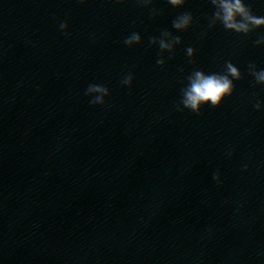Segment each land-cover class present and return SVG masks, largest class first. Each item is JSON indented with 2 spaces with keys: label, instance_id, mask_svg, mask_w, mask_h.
Wrapping results in <instances>:
<instances>
[{
  "label": "clouds",
  "instance_id": "obj_1",
  "mask_svg": "<svg viewBox=\"0 0 264 264\" xmlns=\"http://www.w3.org/2000/svg\"><path fill=\"white\" fill-rule=\"evenodd\" d=\"M84 3L85 0H80ZM119 3H124L125 0H117ZM173 7H182L186 0H167ZM137 3L144 7H148L153 3V0H137ZM214 6L215 11L209 18V27L214 28L217 23L223 26L226 31L235 32L241 35H248L257 29L264 28V16H257L254 14L252 8L244 2V0H210ZM156 9H152V13L156 14ZM194 22V17L191 12H184L179 14L173 21L172 26L177 31H186ZM60 31L67 37L70 35L67 21H62L58 25ZM162 38L157 40L155 37L149 39L150 45L159 44L161 54L163 52L172 53L176 45H180L182 40L179 36H174L172 32L164 30L161 33ZM123 43L125 46L131 48L134 45L142 43V37L138 32H131L124 37ZM256 45H264V34L254 41ZM196 50L192 47L186 48V54L191 60L195 56ZM156 63L163 68L165 60L160 58ZM248 74L253 77L254 83L264 86V69L257 70L255 63L248 65ZM187 84L181 89V98L176 105L178 111L185 109L197 115L202 113L203 106H210L211 108H218L226 97L233 94L235 89L234 81L243 79V75L238 67L233 63L226 62L223 72L220 73H205L202 70H194L186 77ZM134 80V75L131 72L125 74L120 83L122 86L131 89ZM85 95L91 99L89 103L93 106H104L106 104L105 98L110 95L109 89L100 84H89L85 90ZM257 111L264 110V103L259 100L253 104ZM230 158L232 151L226 152ZM243 170L247 171L248 165L244 164ZM213 179L220 184L219 172L214 173Z\"/></svg>",
  "mask_w": 264,
  "mask_h": 264
}]
</instances>
